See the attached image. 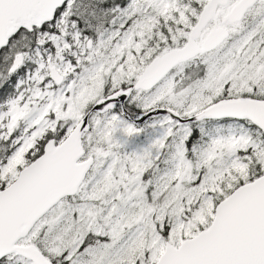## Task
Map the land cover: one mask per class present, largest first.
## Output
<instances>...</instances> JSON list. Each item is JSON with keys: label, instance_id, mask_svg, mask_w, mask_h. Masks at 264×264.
<instances>
[{"label": "snow or ice", "instance_id": "obj_1", "mask_svg": "<svg viewBox=\"0 0 264 264\" xmlns=\"http://www.w3.org/2000/svg\"><path fill=\"white\" fill-rule=\"evenodd\" d=\"M0 264H264V0H0Z\"/></svg>", "mask_w": 264, "mask_h": 264}]
</instances>
